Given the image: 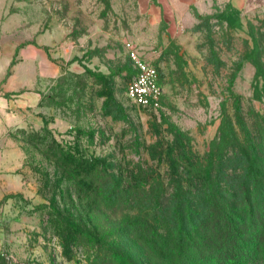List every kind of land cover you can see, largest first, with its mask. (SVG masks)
Segmentation results:
<instances>
[{"label": "rangeland", "instance_id": "obj_1", "mask_svg": "<svg viewBox=\"0 0 264 264\" xmlns=\"http://www.w3.org/2000/svg\"><path fill=\"white\" fill-rule=\"evenodd\" d=\"M127 42L157 106L127 96ZM248 173L264 189V0H0V264H221L201 240L152 254L117 191L238 193ZM255 245L240 264H264Z\"/></svg>", "mask_w": 264, "mask_h": 264}, {"label": "trees", "instance_id": "obj_2", "mask_svg": "<svg viewBox=\"0 0 264 264\" xmlns=\"http://www.w3.org/2000/svg\"><path fill=\"white\" fill-rule=\"evenodd\" d=\"M249 178L258 182V178L248 173L238 193L222 188L220 183L216 188H209L201 198L180 187L173 189L169 197L164 191L138 199L142 193L138 192L130 199V191L120 189L117 203L120 209L136 216L130 227L146 242L152 254L165 257L163 254L183 251L187 245L197 250L201 240L212 255L222 259L221 264L226 259L230 264H240L251 251L252 240L256 241L254 249L264 242V213L257 209L264 198V189L255 186L254 191ZM160 220L172 224L169 231L159 228ZM248 227L250 234L245 236L244 230Z\"/></svg>", "mask_w": 264, "mask_h": 264}, {"label": "built area", "instance_id": "obj_3", "mask_svg": "<svg viewBox=\"0 0 264 264\" xmlns=\"http://www.w3.org/2000/svg\"><path fill=\"white\" fill-rule=\"evenodd\" d=\"M125 48L136 69V75L127 89L128 98L138 107L157 106L163 97L158 69L143 60L135 47L129 42L125 44ZM4 227L5 218L3 211L0 209V240ZM0 254H2L1 241Z\"/></svg>", "mask_w": 264, "mask_h": 264}]
</instances>
